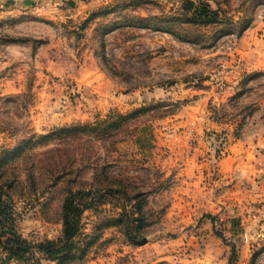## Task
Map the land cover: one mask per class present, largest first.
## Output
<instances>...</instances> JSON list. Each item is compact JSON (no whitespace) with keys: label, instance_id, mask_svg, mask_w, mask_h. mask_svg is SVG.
Masks as SVG:
<instances>
[{"label":"rangeland","instance_id":"obj_1","mask_svg":"<svg viewBox=\"0 0 264 264\" xmlns=\"http://www.w3.org/2000/svg\"><path fill=\"white\" fill-rule=\"evenodd\" d=\"M82 1L0 20V264H264V0Z\"/></svg>","mask_w":264,"mask_h":264},{"label":"crops","instance_id":"obj_2","mask_svg":"<svg viewBox=\"0 0 264 264\" xmlns=\"http://www.w3.org/2000/svg\"><path fill=\"white\" fill-rule=\"evenodd\" d=\"M94 2L82 0H0V20L5 17H21L26 19H39L41 23L46 21H60L65 17L73 18V14L79 15L92 6ZM253 155L249 152L245 156L248 163L255 170L253 174L261 173V187L264 189V148H255ZM231 164L221 163L222 169L229 175L237 173L242 169L238 157L233 156ZM236 160V161H235ZM249 166V167H250ZM233 176V175H232Z\"/></svg>","mask_w":264,"mask_h":264},{"label":"trees","instance_id":"obj_3","mask_svg":"<svg viewBox=\"0 0 264 264\" xmlns=\"http://www.w3.org/2000/svg\"><path fill=\"white\" fill-rule=\"evenodd\" d=\"M198 1L202 2V0ZM186 3L188 4L189 1H187ZM198 12L200 16H203L204 18H209L210 14L216 13V11L211 10L210 7L205 3L199 6ZM3 195L4 193H2V191L0 190V243L7 244L6 252L11 259H20L21 257H23L24 253L23 240L13 227H11L9 231H7L8 223H6L5 221L2 222V214H4V212L6 211ZM73 201L74 200H72L71 197L68 196L66 197L63 204V238L59 242L45 241L37 244V248H39V250L43 252L48 258L56 259L61 255H64L66 251H69L75 245V238L81 232L80 216L83 207L81 208L74 206ZM3 238H5V241H3Z\"/></svg>","mask_w":264,"mask_h":264}]
</instances>
